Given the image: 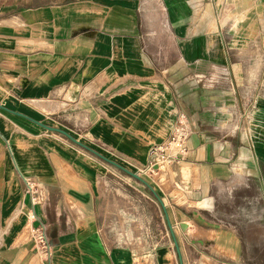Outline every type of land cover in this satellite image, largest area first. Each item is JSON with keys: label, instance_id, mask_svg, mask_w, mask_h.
<instances>
[{"label": "crops", "instance_id": "crops-1", "mask_svg": "<svg viewBox=\"0 0 264 264\" xmlns=\"http://www.w3.org/2000/svg\"><path fill=\"white\" fill-rule=\"evenodd\" d=\"M142 201L153 264H264V0H0V264H134Z\"/></svg>", "mask_w": 264, "mask_h": 264}, {"label": "rangeland", "instance_id": "rangeland-1", "mask_svg": "<svg viewBox=\"0 0 264 264\" xmlns=\"http://www.w3.org/2000/svg\"><path fill=\"white\" fill-rule=\"evenodd\" d=\"M29 114L31 115V118H33L32 116H34V114L32 113V111H29ZM47 122H49V124L53 125V126H58V124L66 127L67 129L70 128V124L69 121H58V120H47ZM50 125V126H51ZM31 129H36V130H43L41 128H37L35 126H33V124H30ZM52 127V126H51ZM51 134H53L54 136H57L56 132H51ZM165 165L164 164H160V171L156 172L155 170H150L149 173H140L139 178H141L147 185H142V187H139L140 190H142L143 193L146 194L147 197L151 198L153 200V195L152 192H150L151 188H153V190L155 192H160V184L163 182V180H165ZM126 177H128V175H126ZM120 188V187H118ZM116 190L111 189V192H115ZM120 191L124 192V193H131L133 195V189L131 187H125V190L120 188ZM142 208L140 210L135 211V214L137 215V217L139 218L141 224H142V232H141V239L143 240L142 242V248L140 249H131L130 251L132 253H135V261L134 264H153V258L151 256V250L148 247V243L150 241V233L148 232V224H149V219H150V208L148 204H144L145 202L142 201ZM128 207H130L129 209H133V206L130 205L128 203ZM132 212H134L133 210H131ZM140 215V216H139ZM134 221L132 216H126L125 218V222L129 223V226L131 228V223ZM127 237L131 236L133 234H129L128 232H126ZM31 241L34 242V235L33 233L31 234ZM38 249H35V252H37Z\"/></svg>", "mask_w": 264, "mask_h": 264}, {"label": "built area", "instance_id": "built-area-1", "mask_svg": "<svg viewBox=\"0 0 264 264\" xmlns=\"http://www.w3.org/2000/svg\"><path fill=\"white\" fill-rule=\"evenodd\" d=\"M187 124V117L183 114H179L167 142L162 146L154 147L151 150L147 170L150 171L155 170L158 167L160 168V164H164V162L167 160V156L165 155V152L167 150H171L172 148L179 151L183 150L185 142L190 134ZM156 158H159V160H156ZM32 233L34 235V243L38 247H40L42 251H46V253L49 255L51 248L48 245V240L45 236L44 228H34L32 229Z\"/></svg>", "mask_w": 264, "mask_h": 264}, {"label": "water", "instance_id": "water-1", "mask_svg": "<svg viewBox=\"0 0 264 264\" xmlns=\"http://www.w3.org/2000/svg\"><path fill=\"white\" fill-rule=\"evenodd\" d=\"M35 123L38 124V125H40V126H42L43 128H45V129L48 130V131L60 132V133L65 134V133H64L63 131H61V130L47 127V126H45V125H43V124H40V123H38V122H35ZM125 171H126V170H125ZM126 172H127L129 175L133 176L134 178L138 179L139 181L143 182L145 185H147V184H146L141 178H139L136 174H133V173H131V172H129V171H126Z\"/></svg>", "mask_w": 264, "mask_h": 264}, {"label": "bare ground", "instance_id": "bare-ground-1", "mask_svg": "<svg viewBox=\"0 0 264 264\" xmlns=\"http://www.w3.org/2000/svg\"><path fill=\"white\" fill-rule=\"evenodd\" d=\"M156 160H159V158H156Z\"/></svg>", "mask_w": 264, "mask_h": 264}]
</instances>
